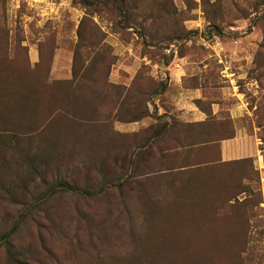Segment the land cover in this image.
I'll return each instance as SVG.
<instances>
[{"label":"rangeland","instance_id":"obj_1","mask_svg":"<svg viewBox=\"0 0 264 264\" xmlns=\"http://www.w3.org/2000/svg\"><path fill=\"white\" fill-rule=\"evenodd\" d=\"M126 5L135 7L128 19L142 20L144 27L123 28V17L111 5L0 0V70L8 78L17 73L30 83H51L71 70L74 53L78 74L73 84L80 90L97 86L98 96L87 94L97 97V103H109L114 94L110 76L143 79L127 99H139L140 84L155 88L157 95L169 77H181L184 85L201 87L205 102H217L220 116L229 115L227 108L235 103L243 106L241 121L245 132L256 137L259 162L250 157L198 165L193 178L177 183L188 195L167 196L161 206L167 221L152 209L147 223L148 197L137 192L149 184L137 171L123 181L127 164L116 152L108 155L103 146L114 142L113 134L110 140L52 142L48 137L55 135L54 128L41 129L39 123L28 130L4 127L0 120V233L20 213L32 210L9 243L0 245V264H158L171 248L181 246L171 243L168 248L162 243L164 233L195 235L192 224L198 218L196 243L202 249L209 242L205 248L213 254L206 264H264V0H126ZM211 24L220 35L211 31ZM31 48L39 53L37 72V63L30 64ZM83 63L88 67L81 74ZM106 75L108 85L94 79ZM159 83H165L162 91ZM38 108L43 111L41 104ZM0 111L2 118L4 107ZM61 112L56 107L47 115ZM59 116L55 127L66 119ZM96 121L99 127L107 122ZM58 179L94 194L60 190L41 197ZM118 181L124 182L122 189L115 187ZM191 214L195 217L189 219ZM212 222L217 238L206 236ZM167 225L177 226L163 227ZM142 232L159 239L142 237Z\"/></svg>","mask_w":264,"mask_h":264},{"label":"trees","instance_id":"obj_2","mask_svg":"<svg viewBox=\"0 0 264 264\" xmlns=\"http://www.w3.org/2000/svg\"><path fill=\"white\" fill-rule=\"evenodd\" d=\"M79 2H81L85 6H93V7L95 5H105V6L111 5L113 6V8H115V10H117L118 14L123 17V21L121 22V26L123 28L132 27L133 25H139L141 28L144 27V23L142 20L136 21L134 17L132 19L130 18L128 19L127 13L130 12V10H132L135 7L131 9L128 5H126V0H79ZM209 28L212 29L211 31H214V34L216 35L221 34V30L216 25L211 24L209 25ZM188 33L189 32H187L186 34ZM79 34H80V30L78 28V36ZM92 48L94 50L95 47L91 46V49ZM96 51L97 50L93 51L91 56H93V54ZM91 52L92 51L88 52L89 54L87 56L88 58L87 60H89V57H91L90 56ZM90 61L91 60H89L87 64H89ZM38 66L39 64L37 63L33 67L35 68L36 72L37 69H39ZM87 67L88 65L85 66L84 63L82 64L81 74L84 73ZM3 70L2 69L0 70V107H1L0 109H2L3 107H4V111L7 108L11 109L9 112L5 111V113H3L2 115V118H1L2 111H0V120H2L1 123L3 124V126L5 127V125L12 124V126L14 127L19 126L26 130H28L27 128L29 127H31L29 129H32L34 127L38 128L39 125H41V129H43V127L45 128L46 126H48L54 128L52 130V133H55V135L52 137H48V140H51L52 142H57L59 140L67 141L69 139L73 140V142H88L90 140L95 141L92 138L93 137L97 138L98 136L97 135L98 124L96 120L103 121L99 123H104V121H107L106 123L110 124L115 118L128 121V120H136L138 118L147 115L148 111L145 103L149 99V97L154 95V89H155L153 87L147 88L146 84H142V85L140 84L141 88L139 90L137 89L136 91V93H140L139 99H135V98L127 99V97L125 96L127 99L126 101L127 106L124 109H120L118 110L117 113L114 114H112L111 112L103 114L97 108L100 102L97 103L95 102V100H93L94 98L97 97H92V95H96V93H97L96 96H98L99 92L98 89H96L97 86L91 85L89 90H80L78 86L73 84L74 78L78 74L76 70V60L74 53L72 57V66H71L72 78L69 80H58V81H52L51 83L46 82V80H42V81L36 80V82L33 81L30 83L23 73L21 79H18L19 75H17V73L11 74L10 78H8L9 75H7L5 73V70L4 71ZM107 76L108 75H106L103 80H99L98 77L94 79L95 81H98L101 85H108ZM6 79L8 80L10 79V84L8 86H7L8 81ZM142 81L143 79L141 77L138 76L134 77L126 94L129 95V92L131 94V91L133 90V85L137 82H142ZM159 84H161L162 86L159 87V90L162 91L165 88V83L164 84L159 83ZM109 86L111 87L110 84ZM112 89L113 91L115 90V88ZM122 91L123 90L121 91L117 90V92H122ZM160 91L157 90L156 92L159 93ZM107 92H109V90H107ZM88 93L92 95H90L89 97L87 95ZM132 94L134 95L135 93ZM130 100L132 101V104H129ZM4 104H6V108ZM40 104L41 107L43 108V111H39L38 107H40ZM56 107L61 109L63 112L58 113V116L48 118L47 112L50 113V110L54 111ZM21 108L22 109L24 108L23 112L22 111L20 112ZM12 109H14L15 113H13ZM39 115L41 116V118ZM59 115L65 116L66 119L63 120L62 118L63 121L58 125V127L57 126L55 127V124H57L58 121L61 120V118H59L58 120V117H61ZM38 123L39 125H37ZM84 124L86 125L90 124V126L87 125L88 127H90L91 130L90 132H87L86 130L87 127L82 126ZM56 134H58V136ZM138 136H139L138 134H135L134 136L131 134H121L120 138L123 139L124 146L118 147L115 146L113 143H111V145H107L106 147H104V149L106 148L108 155L110 153L112 154L113 152H116L118 156L123 157L124 163L127 164L126 170L128 171V174L125 175L123 181L125 180L129 181L132 178L131 174L134 171H137L138 173L143 174L145 176L142 177L145 179L143 182H146L149 185L147 186L146 189L137 192L138 195H143L148 197L147 200L145 199L146 203H144L146 207L145 210L147 211L144 215V218L146 219L145 221L149 223V221L147 220L148 213L150 210L152 211V209H155L154 211H159L160 214L163 215L162 216L163 219L167 221L168 213L163 211L161 209L162 208L161 206L166 204L165 199L167 196H179L182 194L188 195L186 187L180 186V184L177 183L181 182L183 179H187L188 177L193 178L192 175H194L195 168L198 165H193L196 163H189L190 161L188 160L186 162L183 161V163L182 162H179L177 164L169 163L167 165H164L166 171L161 173H158L157 171L156 173L145 170L141 171L138 169L136 163L143 162L144 160H146L144 155L141 156V154L146 153L148 149L144 150L145 148L143 147H142L143 149L141 147L139 148L137 145L138 143L136 142H135L136 145L135 148H132L131 143L133 137L135 139L133 141H138L136 140L137 139L136 137ZM222 136H227V135H222ZM200 142H203V139H197L196 141L190 139L185 140V143H187L188 145L198 144ZM53 145L54 143H52V145L50 146ZM72 145H77V146H71V147H78L79 144L72 143ZM87 147H89V145H87ZM186 150L189 151V149ZM179 154L182 155L181 152H179ZM244 160L245 159L238 161H229L224 163H234ZM183 166L185 169H179L180 167ZM108 184H111V182L110 183L108 182ZM123 184L124 182L118 181L117 183H115V187H118V189H122ZM100 188L102 189L103 187L101 186ZM60 190H64V191L71 190L74 192L79 191L88 195L94 194L91 191L85 190V188L80 189L79 187L69 184L64 180L58 179L49 186L47 191L42 193L41 197L46 198L50 194ZM196 195H199V193L197 192ZM149 197H153V198L151 199ZM31 211L32 210L29 208L26 211L20 213L17 216V219L12 222L10 227H8L5 231H2L0 233V245L1 244L6 245L9 243V240L18 231L21 224L25 222L26 219L30 216ZM190 212L193 213V211ZM190 216L191 219L195 217L194 214H191L188 216V218ZM180 218L182 217L180 216ZM180 218L177 217L176 219H180ZM185 218L187 217L185 216ZM198 221H200L199 218L197 219L195 224H192L193 229L195 230L196 228L195 235H188V236L182 235L176 237L173 235H169L168 233H164L167 236V238H165L162 243H166L168 245V248L171 247L170 245L171 243H174V245H181V246L177 248L179 250L171 248L168 252H166L167 256H165L166 257L165 260H163V262H160L158 264H206V260L209 261L213 259L212 257L213 254L212 256H209V254H207L209 252V250L207 252L208 246L207 249L205 248L206 244H209V247L211 246L209 242L203 244L202 249L196 243V239L198 235H200V230L198 228L200 222ZM201 223H203V221ZM211 224H212V231H211L212 233L207 231L206 236H208V234L209 235L212 234L213 237L217 238V236L214 233L216 227L213 222ZM174 226L167 225L163 227L168 228ZM208 227H205V229L208 230ZM161 232L163 233V231ZM141 236L151 238L155 235L146 236L145 232H142ZM155 238L159 239L158 236H155ZM156 239L154 241H156ZM166 239H169V241H165ZM183 240H185L184 243ZM143 243H150V242L143 241ZM215 247H214V251H216ZM176 252H180L181 254H176ZM15 260H17L18 262V259L15 258Z\"/></svg>","mask_w":264,"mask_h":264},{"label":"crops","instance_id":"obj_3","mask_svg":"<svg viewBox=\"0 0 264 264\" xmlns=\"http://www.w3.org/2000/svg\"><path fill=\"white\" fill-rule=\"evenodd\" d=\"M38 60L39 53L31 48L30 64L33 66ZM63 75L57 80L72 78L70 67L68 73ZM133 79L134 77L126 80L118 76L108 77L110 88H115L114 94L112 98L109 97V103L100 101L97 106L99 111L103 114L109 112L114 114L124 109L127 106L126 92ZM117 90L123 91L117 92ZM206 100L200 86H187L183 84L181 77H169L168 85L163 92L153 95L146 101L147 115L128 121L115 118L108 126L100 123L101 127L97 126V138L110 140L112 139L110 135L113 134V144L122 147L124 142L120 138L121 134L133 136L138 134L139 136L136 137L138 141H133L135 140L133 137L132 148H135L136 142L139 148L143 147L148 151L141 154L146 160L136 165L141 171L153 173L166 171L164 165L169 163L177 164L188 160L189 163H196L193 165H211L217 159L221 162H229L257 157L256 162H259L256 137L245 132L241 121L243 106L235 103L227 108L229 115L224 117L219 115L221 109L217 102L207 103ZM129 104H132L131 100ZM224 122L228 125L225 126ZM86 130L91 131L90 127ZM97 138L92 139L96 141ZM188 139L195 141L203 139V142L188 145L185 143ZM179 169L185 168L183 166Z\"/></svg>","mask_w":264,"mask_h":264}]
</instances>
